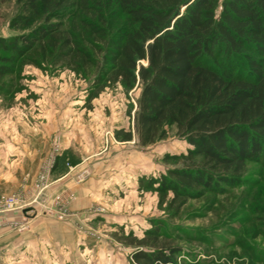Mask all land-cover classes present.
<instances>
[{
    "label": "rangeland",
    "instance_id": "rangeland-1",
    "mask_svg": "<svg viewBox=\"0 0 264 264\" xmlns=\"http://www.w3.org/2000/svg\"><path fill=\"white\" fill-rule=\"evenodd\" d=\"M75 1L60 28L80 32L91 15L79 5L85 0ZM47 22L31 0H0V39L6 42ZM49 40L35 42L24 55L1 49L15 61L0 81V139L5 130L14 141L30 138L29 162L22 163L29 174L14 179L19 188L9 193L24 201L16 208L29 222L30 241L14 248L9 263L135 264L129 240L143 239L159 224L160 234L182 248L176 264H264V162H248L239 186L172 208L173 192L148 180L179 166L169 154L187 151L176 126L147 147L135 133L132 140H118L120 127L134 130L141 86L127 90L118 82L88 101L98 70L57 61Z\"/></svg>",
    "mask_w": 264,
    "mask_h": 264
},
{
    "label": "trees",
    "instance_id": "trees-1",
    "mask_svg": "<svg viewBox=\"0 0 264 264\" xmlns=\"http://www.w3.org/2000/svg\"><path fill=\"white\" fill-rule=\"evenodd\" d=\"M92 1L79 4L91 16L78 32L60 28L75 0H31L48 22L11 42L0 39V81L15 61L2 48L24 55L49 38L57 61L98 70L88 101L118 82L141 86L134 130L120 127L118 140L135 133L147 147L176 126L187 151L169 154L179 166L148 180L173 192L172 208L242 184L247 163L264 162V0ZM160 229L129 240L135 264L177 263L182 248Z\"/></svg>",
    "mask_w": 264,
    "mask_h": 264
},
{
    "label": "crops",
    "instance_id": "crops-1",
    "mask_svg": "<svg viewBox=\"0 0 264 264\" xmlns=\"http://www.w3.org/2000/svg\"><path fill=\"white\" fill-rule=\"evenodd\" d=\"M34 129L38 132L45 130V128L43 130L38 126H35ZM3 136L4 139H0V195L9 194L19 188V182L15 183L13 187L12 181L14 179L19 180V176L22 178V174H29L27 173V169L25 170L23 168L24 164L22 163H28L30 156V150H28V141L30 142V138H22L20 142L14 141L12 133L7 130L3 132ZM34 154L37 156L36 151H34ZM37 171L38 166L36 165L35 172L32 175H35ZM14 173H18L19 175ZM3 180L4 182H2ZM58 181L59 178L53 180L54 183H58ZM4 183L5 185H3ZM28 187L30 186L23 185L21 189ZM23 219V210L20 208L9 210L0 209V264H12L9 263V260H12L11 253L14 252V248L17 249L30 241L29 237L31 234L27 231L29 222H23Z\"/></svg>",
    "mask_w": 264,
    "mask_h": 264
},
{
    "label": "built area",
    "instance_id": "built-area-1",
    "mask_svg": "<svg viewBox=\"0 0 264 264\" xmlns=\"http://www.w3.org/2000/svg\"><path fill=\"white\" fill-rule=\"evenodd\" d=\"M57 144V141H56ZM43 180L46 179L45 176L41 177ZM22 199L17 194H4L0 197V209L9 210L16 207L23 206Z\"/></svg>",
    "mask_w": 264,
    "mask_h": 264
}]
</instances>
